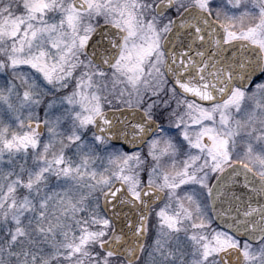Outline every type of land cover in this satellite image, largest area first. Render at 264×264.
<instances>
[{"label":"snow or ice","instance_id":"6c2138e0","mask_svg":"<svg viewBox=\"0 0 264 264\" xmlns=\"http://www.w3.org/2000/svg\"><path fill=\"white\" fill-rule=\"evenodd\" d=\"M0 264H264V0H0Z\"/></svg>","mask_w":264,"mask_h":264}]
</instances>
